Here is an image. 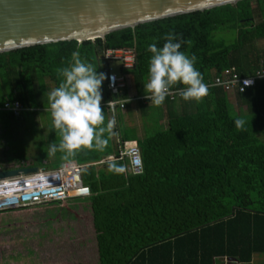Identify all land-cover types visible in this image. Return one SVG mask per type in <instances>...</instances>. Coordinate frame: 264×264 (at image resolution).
Returning a JSON list of instances; mask_svg holds the SVG:
<instances>
[{"label": "trees", "instance_id": "obj_1", "mask_svg": "<svg viewBox=\"0 0 264 264\" xmlns=\"http://www.w3.org/2000/svg\"><path fill=\"white\" fill-rule=\"evenodd\" d=\"M224 32L235 35L233 43L218 38ZM168 34L180 39L182 52L196 57L205 84L226 69L245 77L264 68V46L257 47L264 44V0H243L103 40L0 54V107L13 102L44 106L45 100H34L33 87L45 80L58 87L63 80L58 70L71 64L74 51L94 59L105 50H132L134 67L123 72L142 95L149 80L148 46L162 47ZM183 87L177 83L170 90ZM234 96L238 111L222 89L208 91L199 102L166 99V129L137 142L143 163L139 176L126 172V161L100 164L103 155H117L112 144L60 161L84 166L90 196L80 199L79 211L91 219L97 264H223L222 259L251 264L254 255L264 254V81ZM237 118L245 120L239 130ZM120 138L131 141L124 132ZM111 164L125 171H112Z\"/></svg>", "mask_w": 264, "mask_h": 264}, {"label": "water", "instance_id": "obj_2", "mask_svg": "<svg viewBox=\"0 0 264 264\" xmlns=\"http://www.w3.org/2000/svg\"><path fill=\"white\" fill-rule=\"evenodd\" d=\"M243 0H0V54L25 48L104 39L140 25ZM37 172L5 171L0 178ZM237 264L235 259H222Z\"/></svg>", "mask_w": 264, "mask_h": 264}, {"label": "clouds", "instance_id": "obj_3", "mask_svg": "<svg viewBox=\"0 0 264 264\" xmlns=\"http://www.w3.org/2000/svg\"><path fill=\"white\" fill-rule=\"evenodd\" d=\"M162 47L150 44L148 51L152 53L149 61V80L146 85L151 93L146 97L150 104L162 105L170 88L179 83L182 88V98L185 101L199 102L208 95V86L204 83L202 74L196 69V57L187 56L180 49L182 43L174 34L164 37ZM63 77L58 87L48 93V103L51 109L53 128L58 130L60 143L49 146L50 151H64L73 155L81 148H96L103 150L107 144L105 133H110L115 120H109L105 125V116L101 107L102 84L106 79L114 85L115 77H106L91 64L80 59V53H72V62L68 67L58 70ZM245 124L243 118L234 120V126L239 130ZM110 170L124 172L123 166L111 164Z\"/></svg>", "mask_w": 264, "mask_h": 264}, {"label": "rangeland", "instance_id": "obj_4", "mask_svg": "<svg viewBox=\"0 0 264 264\" xmlns=\"http://www.w3.org/2000/svg\"><path fill=\"white\" fill-rule=\"evenodd\" d=\"M254 5L255 3L252 2V6ZM254 21L258 23L259 17L256 16ZM218 36L227 44L233 43L236 38L232 32L218 33ZM263 46L262 42L257 43L259 49ZM80 59L97 69L96 57ZM117 66L116 63H110L111 68L116 69ZM46 95L43 91L40 94L42 101L46 99L44 107L49 104L48 95ZM229 100L234 110L238 111L233 93L229 94ZM7 115L0 114V146L4 143L11 144V121ZM35 115L24 113L19 123L30 125L32 131L39 134L40 132L36 129L40 126L48 127L47 125L51 122L49 115L43 114V119L42 114ZM37 117H39L38 125L35 123ZM151 134H153L152 130L149 131V136ZM68 159L64 157L61 161ZM37 168L52 169L54 167L39 166ZM83 204L84 201L80 199H72L63 204L52 203L0 213V264H97L98 257L91 219L79 211ZM72 215H75V219ZM258 257L260 261L256 264H264V255ZM223 264L226 263L223 262Z\"/></svg>", "mask_w": 264, "mask_h": 264}, {"label": "built area", "instance_id": "obj_5", "mask_svg": "<svg viewBox=\"0 0 264 264\" xmlns=\"http://www.w3.org/2000/svg\"><path fill=\"white\" fill-rule=\"evenodd\" d=\"M101 59L109 65L116 63L120 72H115L107 66L106 77H115L113 86L111 81L105 80V91L109 99L104 107L111 119L117 122L119 111L125 109L127 100L120 99L121 93L128 86V74L135 64V53L132 50H105ZM264 81V68L242 77L234 68L224 70L219 76H215L206 83L208 91L222 89L230 94H243L248 89ZM206 97V96H205ZM182 98L181 90H169L166 99L169 102H177ZM25 111L19 102L5 103L0 107V114L6 113L18 119ZM115 142L117 155H113L100 162L126 161V172L131 176H139L143 173L141 152L137 143H123L120 135L116 133ZM83 167L75 162H65L59 168L53 170L39 169L35 173L19 174L14 177L0 178V213L12 210H24L35 208L45 204H63L72 199H84L90 196L89 189L83 184Z\"/></svg>", "mask_w": 264, "mask_h": 264}, {"label": "crops", "instance_id": "obj_6", "mask_svg": "<svg viewBox=\"0 0 264 264\" xmlns=\"http://www.w3.org/2000/svg\"><path fill=\"white\" fill-rule=\"evenodd\" d=\"M107 65L102 59L101 55L96 57V67L98 72H102L106 75L107 73ZM115 72L119 73L120 68H112ZM105 81L102 84L101 92H102V101L101 107L103 109V114L105 116V125L109 120H112L107 110L103 106L104 103L109 99L105 87ZM147 85V84H146ZM55 89L53 83L48 81H43V83L35 84L33 87V91L36 92L33 97L34 100L38 103L42 101L40 94L44 93V95H48V93ZM25 92V90L23 91ZM46 95V96H47ZM151 93L147 90H144V94L138 95L135 89L131 86V79L128 75V86L121 93L120 99L127 100L125 105V109L123 111H119L117 115V122L115 123L113 129L110 133H108V142L105 146L108 147L110 144L116 146L115 135L121 134V132L126 134L130 138V142L128 143H137L138 141L144 140L149 136V131L152 130V133L155 134L159 131H163L167 127V102L166 99L162 105L156 106L150 104L151 101L146 99V97L150 96ZM46 101V99H45ZM20 103V102H19ZM21 104V103H20ZM175 108L179 107V103H174ZM22 105V104H21ZM24 113H28L29 115L42 114L41 118H44V115H49L50 125L48 127L40 126L38 130L40 133L36 134L32 131V127L23 125L19 123V120L23 116ZM6 114V113H3ZM9 116V114L7 115ZM11 116V115H10ZM10 131H11V144L4 143L3 146H0V173L5 171H14V170H23V169H31L37 168L39 166L44 167H54L53 170L60 167V161L62 158L67 157L70 159L74 157L73 155H67L62 150H57L55 153L50 151L49 146L53 143L59 144L61 137L59 135L58 130L53 128L52 117H51V109L49 104L47 106H37V107H25V111L21 114V116L16 119L14 117H10ZM38 118L35 120V123H38ZM49 124V121H48ZM38 125V124H37ZM51 126V127H50ZM41 129V130H40ZM37 131V132H38ZM105 133V137L107 136ZM151 134V135H153ZM138 145V143H137ZM4 148V150H3ZM3 150V151H2ZM86 152H95L96 148H81L75 152V160L79 158V154L81 151ZM96 154V153H94ZM113 156V154H105L101 158V160H106L109 157ZM84 157V155H82ZM39 162V163H38ZM65 163V162H63ZM61 163V164H63ZM76 163V162H75ZM84 168L83 165H80ZM39 170V168H37ZM264 254H262L263 256ZM259 255H254L252 258L251 264H256L257 261H260ZM258 264V263H257Z\"/></svg>", "mask_w": 264, "mask_h": 264}]
</instances>
